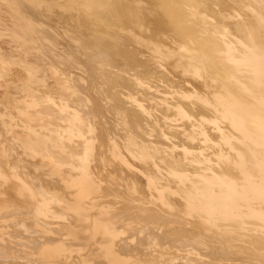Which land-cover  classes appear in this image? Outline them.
I'll use <instances>...</instances> for the list:
<instances>
[{"label":"bare ground","instance_id":"bare-ground-1","mask_svg":"<svg viewBox=\"0 0 264 264\" xmlns=\"http://www.w3.org/2000/svg\"><path fill=\"white\" fill-rule=\"evenodd\" d=\"M0 264H264V0H0Z\"/></svg>","mask_w":264,"mask_h":264},{"label":"rangeland","instance_id":"rangeland-1","mask_svg":"<svg viewBox=\"0 0 264 264\" xmlns=\"http://www.w3.org/2000/svg\"><path fill=\"white\" fill-rule=\"evenodd\" d=\"M190 70H193V69L191 68V69H189V71H190ZM190 73H191V72H190Z\"/></svg>","mask_w":264,"mask_h":264}]
</instances>
